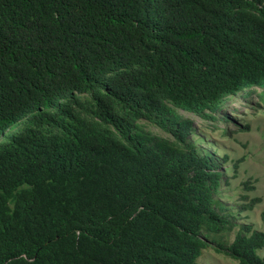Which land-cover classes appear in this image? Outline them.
I'll return each instance as SVG.
<instances>
[{
    "label": "trees",
    "instance_id": "1",
    "mask_svg": "<svg viewBox=\"0 0 264 264\" xmlns=\"http://www.w3.org/2000/svg\"><path fill=\"white\" fill-rule=\"evenodd\" d=\"M256 88L264 0H0V264H264L190 141Z\"/></svg>",
    "mask_w": 264,
    "mask_h": 264
},
{
    "label": "rangeland",
    "instance_id": "2",
    "mask_svg": "<svg viewBox=\"0 0 264 264\" xmlns=\"http://www.w3.org/2000/svg\"><path fill=\"white\" fill-rule=\"evenodd\" d=\"M255 90L256 93L246 99L233 98L228 102V110L217 113L219 118L225 120L212 125L198 119L190 139L200 155L214 157L218 161L224 180L214 198L225 207L230 222L237 225L230 234L207 235L203 231L201 237L213 244L229 246L240 226H251L264 233V102L258 97L261 90ZM245 125L250 127L248 132L230 133L236 126ZM245 183L252 190H246ZM245 195L250 199L259 198L261 202L252 211L241 212L240 208L247 203L241 199ZM260 255L264 257V249ZM197 264L238 262L211 248L202 251Z\"/></svg>",
    "mask_w": 264,
    "mask_h": 264
}]
</instances>
